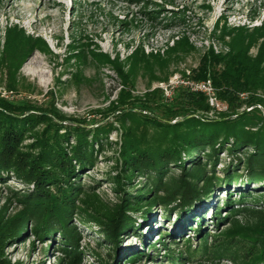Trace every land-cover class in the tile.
<instances>
[{
    "label": "rangeland",
    "instance_id": "obj_1",
    "mask_svg": "<svg viewBox=\"0 0 264 264\" xmlns=\"http://www.w3.org/2000/svg\"><path fill=\"white\" fill-rule=\"evenodd\" d=\"M149 13L156 16L157 22H150ZM121 22L129 23L128 28ZM263 26L264 0H0V61L5 55L2 46L7 28L22 29L25 35L44 44L33 49L15 72L0 65V99L13 104L26 103L31 111L25 116L31 114L37 121L32 127L22 128L26 133L19 149L23 153H35L37 138L48 126L54 127L59 136L66 138L61 146L77 170V177L71 178L69 193L70 204L75 208L62 223L66 230L57 225L47 236L36 233L38 222L31 220L32 214L25 205L35 191L34 183L18 179L12 171H0V228L7 229L23 212L28 219L18 233L3 236L1 261L4 264H180L177 255L179 251L185 255L184 240L190 238V246H197L195 226L198 224L208 234L209 244L231 232L247 235L251 239L241 240L243 248L258 256L257 243L261 237L248 231L256 230L264 221V185L246 184L244 177L214 188L208 198L189 212L181 213L180 218L179 211L171 209L173 205L170 208L155 205L146 218L143 211L129 212L132 223L120 233L116 243L105 236L103 228L92 219L101 218L105 205L111 207L122 197L117 193L115 176L122 166L120 150L125 127L119 123L120 113L109 110L112 104L117 105L121 90L127 88L111 66L98 71L90 62L85 65L79 84L74 55L86 44H94L111 59L118 56L124 62L143 44L146 55L159 53L163 57L167 48L184 35L192 50L184 47L185 53L169 55L167 62L154 66V74L148 70L134 71L131 76L134 87L129 92L135 99H143L157 90L167 99L178 90L203 94L211 108L208 117L213 119L226 113L227 106L218 101L211 81L195 80L192 71L208 51L215 55L228 53L230 38L223 35L224 28H244L251 32ZM258 44L250 49V56H256ZM128 67L127 63L125 71ZM9 77L14 80L13 88L8 87V81H12ZM257 95L264 99L260 92ZM247 96V93L239 95L241 99ZM55 109L63 121L53 114ZM258 109L262 111L260 106ZM83 138L87 141L80 142ZM78 142L93 146L87 152L93 153L95 160L83 169L73 155ZM231 143L232 140L219 151L215 170L221 179L228 172L234 178L244 175L246 156L253 153L251 147H240L232 154ZM206 156L192 152L185 165L188 168L199 159L207 162ZM170 172L179 176L177 167L172 166ZM147 177L134 175L124 187L125 192L137 196L138 190L150 185ZM65 186L64 183L62 187ZM46 190L56 195L55 188L46 187ZM243 192L252 197L241 204ZM227 196L233 203L229 208H225ZM42 200L47 201L44 197ZM34 201L35 205L37 201ZM216 212L220 215L215 216ZM65 237L77 244L74 250L63 245L61 241ZM168 251L174 256L173 262L169 261ZM242 252L238 249L222 259L196 258L183 264H245L240 258Z\"/></svg>",
    "mask_w": 264,
    "mask_h": 264
},
{
    "label": "trees",
    "instance_id": "obj_2",
    "mask_svg": "<svg viewBox=\"0 0 264 264\" xmlns=\"http://www.w3.org/2000/svg\"><path fill=\"white\" fill-rule=\"evenodd\" d=\"M149 15L150 22H157L156 16L152 13ZM121 25L126 27L129 23L121 22ZM222 33L230 38L228 53L215 55L208 51L198 67L192 71V78L195 80H210L218 101L227 106L226 113L219 114V118L213 119L208 117L211 108L203 94L178 90L171 99H167L157 90L144 95L143 99H135L129 92V89L134 87L131 78L134 71L148 70L154 74V66L167 62L170 59L169 55L176 57L185 53L184 47L192 50L193 46L184 35L173 47L167 48L163 57L159 53L146 55L143 44L134 49L132 55L124 62H121L118 56L111 59L109 55L98 51L94 44H86L85 48H80L74 55L78 65L76 75L79 84L83 79L82 71L87 62H90L98 71L103 66H111L122 79L123 86L127 88L121 90L120 100L117 105L112 104L109 110V113L115 111L120 113L119 123L125 127L124 142L120 150L122 166L115 176L116 190L122 197L111 207L105 205V212L100 215L101 218L94 216L92 219L103 228L105 236L114 243L127 225L132 223L129 212L143 211L146 218L151 207L155 205H162L165 208L173 205L171 209H177L180 218L181 213L189 212L194 205H200L208 198L214 188L222 184L229 185L239 177H244L246 184L264 185V99L257 95L260 92L264 96V26L251 32L244 28H224ZM260 39L263 40L258 44ZM40 43H42L40 39L25 35L22 29L7 28L2 46V53L5 55L0 65H4L8 71L15 72L33 49L40 48ZM257 44L259 45L257 54L252 57L249 54L250 49ZM127 63L129 67L125 71ZM13 82L14 80L8 81L9 88H13ZM242 93L248 94L246 99L239 97ZM243 108L250 110L246 111ZM30 111L31 108L26 103L13 104L0 99V171H12L18 179L34 183L35 191L29 195L30 202H26L25 205L29 214H32L31 220L38 222L35 226L36 233L47 236L53 229H57V225L61 230H66L62 223L69 219L68 213L75 208L70 204L69 193L71 194L72 189L71 178L77 177L75 175L77 170L61 146L66 138L59 136L54 127L48 126L41 137L37 138L35 153H23L19 149L22 137L26 133L22 128L27 125L32 127L37 122L31 114L25 116ZM53 114L63 121L58 110L55 109ZM173 121L175 122L172 123ZM101 133L103 134V131ZM85 139H81L80 142H86ZM230 140L232 143L229 151L232 154L240 147L244 149L251 147L253 153L246 156L244 175L234 178V175L228 172L225 179H221L215 170L219 161L218 155ZM85 144L87 143L78 142V146L73 150L74 158L82 169L95 160L93 153L87 152V149H93V146ZM192 152L207 155V162L199 159L191 162L187 168L185 159L189 158ZM172 166L179 169V176L170 174ZM136 174H146L151 183L138 190L137 196H131L125 192L124 187L131 183ZM64 183L65 188L62 187ZM46 187L55 188L56 195H51ZM43 197L47 201L42 200ZM251 197L243 192L240 194L239 202L242 204ZM34 200L37 201L35 205ZM232 204L227 196L225 208ZM230 211L232 213V210ZM217 215L220 213L216 212L215 216ZM27 220V215L23 212L8 224L7 229L0 228L2 230L0 256L3 236L9 237L18 233ZM195 227L198 229L195 232L197 246H190V238L184 240L187 244L185 255L180 251L177 255L181 258L180 264L185 261L192 263L196 258L222 259L238 249L243 250L240 258L245 264H264V221L256 230L248 231L252 236L261 237L262 241L259 240L257 243L260 245L258 256L257 253L243 248L241 240L251 239L247 235H234L231 232L209 244L208 234L200 229L202 225L198 224ZM61 242L70 250L77 246L70 237L62 238ZM171 254L172 252L168 251L169 261L173 262L174 256ZM0 264H4L1 258Z\"/></svg>",
    "mask_w": 264,
    "mask_h": 264
}]
</instances>
